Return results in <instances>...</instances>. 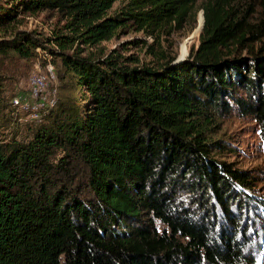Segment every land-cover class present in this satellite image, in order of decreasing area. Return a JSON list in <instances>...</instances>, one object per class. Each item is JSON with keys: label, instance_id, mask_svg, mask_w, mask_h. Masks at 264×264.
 Listing matches in <instances>:
<instances>
[{"label": "trees", "instance_id": "obj_1", "mask_svg": "<svg viewBox=\"0 0 264 264\" xmlns=\"http://www.w3.org/2000/svg\"><path fill=\"white\" fill-rule=\"evenodd\" d=\"M195 2L0 0V29L24 13L58 14L50 36L0 38V264H255L252 176L213 159L227 147L207 135L233 109L264 128L263 49H229L259 38L247 16L226 0L203 4L200 45L177 64L134 67L91 49L125 27L181 24ZM37 48L53 56L64 93L27 138L6 137L15 121L3 59Z\"/></svg>", "mask_w": 264, "mask_h": 264}, {"label": "rangeland", "instance_id": "obj_2", "mask_svg": "<svg viewBox=\"0 0 264 264\" xmlns=\"http://www.w3.org/2000/svg\"><path fill=\"white\" fill-rule=\"evenodd\" d=\"M210 0H196L187 19L178 24L172 22L167 24L153 34L149 30H138L134 27H125L109 40L95 45L91 49H103L106 52L113 51L120 55L121 61L130 66H159L162 61L175 57L173 63L177 64L186 61L192 51H196L200 45V29L205 21L202 5ZM235 7L242 15L247 16V27L259 38L255 41H247V47L237 42L232 43L230 48L231 56H252L255 51L263 49L264 52V0H226ZM124 1L115 3L118 8ZM203 17V18H202ZM58 22V14L51 10H42L36 14L24 13L19 15L15 23H11L0 29V38H11L17 30H36L46 36L53 34V29ZM204 26V25H203ZM203 30V29H202ZM84 47V46H82ZM48 50L37 48V55L31 59L22 58L18 55H10L3 59L4 74V98L6 113L15 121L11 128L4 131L9 137L17 133L18 139L28 136V128L31 124L39 122L45 114L30 116L20 111V101L29 100V93H24L30 88V77L34 73H45L52 64L53 56ZM54 63V62H53ZM55 65V64H54ZM57 80L49 82L48 94L56 89L58 98L62 97L61 81L57 67ZM51 90V91H50ZM236 96L246 97V92L240 88ZM29 97V98H28ZM12 98V99H11ZM19 102V103H18ZM12 103L16 111L21 113L16 117L13 112ZM207 135L213 140L222 139L227 148L217 149L211 156L218 161H225L232 164L234 168L249 171L252 176L253 186L248 190L255 196V208H257L256 223L251 228L253 243L251 252L255 257V264H264V132L263 127L250 116L242 115L238 110L222 115L217 122L210 126ZM179 198L187 200L186 192H180ZM262 201V203H261ZM261 203V204H258ZM251 215L253 212H250ZM162 230L164 225L156 222Z\"/></svg>", "mask_w": 264, "mask_h": 264}, {"label": "bare ground", "instance_id": "obj_3", "mask_svg": "<svg viewBox=\"0 0 264 264\" xmlns=\"http://www.w3.org/2000/svg\"><path fill=\"white\" fill-rule=\"evenodd\" d=\"M50 69H52V66H50L45 73H42V72L34 73L30 77L29 85H30L31 90H34L33 91V98H42V89H41V85H38V78L40 80H44L45 89H46V91L49 90L48 89V87L50 85L49 82L52 81V72ZM55 80H57L56 71L53 72V81H55ZM49 88L51 89V87H49ZM29 95H30V93H29ZM47 95H48L47 100L46 99H38V100H35V102H29L30 99L29 100H22V101L18 100V101H20V109H21L20 111H23L24 113H26L30 116H35V115H38L40 113H43V112L55 107L56 104L58 103V91L55 89L52 92V94H48V92H47Z\"/></svg>", "mask_w": 264, "mask_h": 264}, {"label": "built area", "instance_id": "obj_4", "mask_svg": "<svg viewBox=\"0 0 264 264\" xmlns=\"http://www.w3.org/2000/svg\"><path fill=\"white\" fill-rule=\"evenodd\" d=\"M51 72H52V84L54 83L53 81V72H55V65L53 63L52 65V69H50ZM38 85H41V89H42V98H33V91L34 90H31V88H28L26 91H24V93H30V101L29 102H35V100H38V99H46L47 100V91L45 89V82L44 80H40L38 78Z\"/></svg>", "mask_w": 264, "mask_h": 264}]
</instances>
